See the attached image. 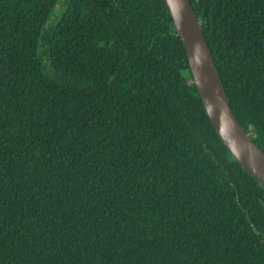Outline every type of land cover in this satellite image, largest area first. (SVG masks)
<instances>
[{"label":"trees","instance_id":"16d2710c","mask_svg":"<svg viewBox=\"0 0 264 264\" xmlns=\"http://www.w3.org/2000/svg\"><path fill=\"white\" fill-rule=\"evenodd\" d=\"M190 2L264 151V0ZM0 264H264L164 0H0Z\"/></svg>","mask_w":264,"mask_h":264},{"label":"water","instance_id":"95a60500","mask_svg":"<svg viewBox=\"0 0 264 264\" xmlns=\"http://www.w3.org/2000/svg\"><path fill=\"white\" fill-rule=\"evenodd\" d=\"M182 39L206 113L226 149L264 185V151L238 122L220 73L190 0H164Z\"/></svg>","mask_w":264,"mask_h":264}]
</instances>
